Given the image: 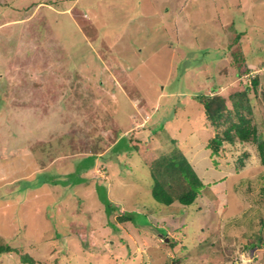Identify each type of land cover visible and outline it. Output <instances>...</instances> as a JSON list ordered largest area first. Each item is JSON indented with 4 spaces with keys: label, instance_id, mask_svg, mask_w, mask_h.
Segmentation results:
<instances>
[{
    "label": "rangeland",
    "instance_id": "1",
    "mask_svg": "<svg viewBox=\"0 0 264 264\" xmlns=\"http://www.w3.org/2000/svg\"><path fill=\"white\" fill-rule=\"evenodd\" d=\"M256 76L247 115L262 139L264 0H0V237L16 248L0 264H264L256 143L205 150ZM218 94L226 121L187 135L200 95ZM122 133L135 149L113 150ZM176 145L206 182L224 180L213 220L150 193L148 164ZM89 154L86 181L36 186ZM126 211L136 222L118 219Z\"/></svg>",
    "mask_w": 264,
    "mask_h": 264
},
{
    "label": "trees",
    "instance_id": "2",
    "mask_svg": "<svg viewBox=\"0 0 264 264\" xmlns=\"http://www.w3.org/2000/svg\"><path fill=\"white\" fill-rule=\"evenodd\" d=\"M241 74H243V72H241ZM249 80L251 81L250 84H248L249 86L246 85L244 86L245 88L243 91L233 93L231 95L233 99L232 106L237 120L228 124L227 128L223 130L222 134L217 132V134H215L213 138L210 139V142H208V147L211 149V156L213 157L214 155L219 156L220 147L226 145L224 143L225 141L229 143H235V140L247 142L253 141L257 145L260 162L262 165H264V137L262 139L259 138L256 123H253L252 117L247 115L252 114V99L249 96L250 87H252L255 95L257 96L259 93L258 86L260 80L257 76L255 78H250ZM200 96H202L199 98L204 104V112L210 124H212L216 129L219 128L218 125H221L223 121H226L227 118H225V113L228 111L230 106L227 104L225 98L220 94L215 96ZM128 134L129 133H122V135L119 137L118 142H116V144L113 146V150L115 152H130L132 149L137 147L135 144L130 145L128 140L131 139V135L128 136ZM170 140L176 141L177 137L174 138L171 136ZM95 160V154H89L84 158L82 157L75 166V170L68 173L67 178L66 175L64 177L46 173L44 174V179H39L40 183L38 182L36 186L45 182L55 185H68L70 183L74 185L75 183L77 184L86 181L87 178L82 175V171L93 167ZM214 160L216 159L213 158V161ZM82 163L83 166H81ZM150 164L151 163H149L147 167L152 177L150 193L155 200L162 203L163 205L172 207V210L175 214L177 213V210H183L184 213H188L186 209H192L194 207L195 211L200 213L201 210L205 211L208 209L207 212H204V215L211 217L213 220V213H211V207L214 206L213 204H215V202L218 205L224 204L222 199L218 198L219 196L222 197L226 195L224 189H218V186H220L224 180L206 182L204 178L196 171L194 167L195 165L191 158L189 159L187 154H185V152H183L177 145L173 152L155 158L154 164L151 166ZM146 176L148 181V174ZM104 189L106 190L104 184L97 185L98 191ZM101 198L106 206V212L111 215L113 211L117 209V206L113 204V201L107 196L106 193L101 195ZM206 202L210 204L209 208L205 207ZM221 209H223V207L218 206V210ZM144 216L146 217V215ZM118 219L120 221L130 220L132 222H136L133 219V216H131V212L127 211L123 214H120ZM146 220L147 224L151 223L147 217ZM109 222L112 223L111 221ZM182 225H184V221L182 222L181 226ZM260 229H263V227ZM166 235L168 236V233L165 234V236H162V239H166ZM2 238L3 237H0V255L16 251L15 246H12L9 241L5 239L3 240ZM173 244L174 242L171 243L172 246H174ZM24 260V262H32L34 259L25 255ZM176 264H178V262Z\"/></svg>",
    "mask_w": 264,
    "mask_h": 264
},
{
    "label": "crops",
    "instance_id": "3",
    "mask_svg": "<svg viewBox=\"0 0 264 264\" xmlns=\"http://www.w3.org/2000/svg\"><path fill=\"white\" fill-rule=\"evenodd\" d=\"M202 109V108H201ZM201 109H200V111H198V112H201L200 113V116L198 115L197 117H193L194 119H191L190 118V116H191V114H187V115H185V116H188L189 117V120H187V122H188V133H187V135L188 134H195L194 133V131H195V129L194 128H197V127H200L202 124H204V123H206V122H209V120H208V118H207V116L205 115V112H204V108L202 109L203 110V112L201 111ZM180 123H183V122H180V121H178V123L177 124H180ZM210 123V122H209ZM212 125V124H211ZM213 126V125H212ZM185 128H187V126L185 125ZM180 130H182V129H180ZM199 136H201V132L198 134ZM210 135V134H209ZM147 139V138H146ZM207 146V147H206ZM225 146V145H224ZM205 147H206V151H209L210 152V155H211V149L208 147V145L206 144L205 145ZM190 154H192V153H190ZM189 154V155H190Z\"/></svg>",
    "mask_w": 264,
    "mask_h": 264
}]
</instances>
